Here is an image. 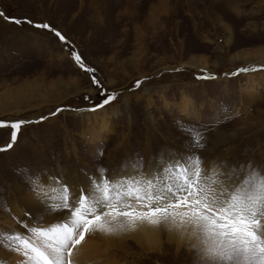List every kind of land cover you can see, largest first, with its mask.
<instances>
[{
	"label": "rangeland",
	"instance_id": "1",
	"mask_svg": "<svg viewBox=\"0 0 264 264\" xmlns=\"http://www.w3.org/2000/svg\"><path fill=\"white\" fill-rule=\"evenodd\" d=\"M0 12V122H26L0 152V264H27L9 233L70 219L45 198L54 183L88 189L100 170L125 178L134 163L151 177L166 158L189 156L207 176L231 174L217 176L230 189L264 174V0H0ZM190 129L201 147H190ZM10 133L0 128V148ZM99 233L71 263L198 264L208 247L203 233L149 248L132 238L107 247Z\"/></svg>",
	"mask_w": 264,
	"mask_h": 264
},
{
	"label": "snow or ice",
	"instance_id": "2",
	"mask_svg": "<svg viewBox=\"0 0 264 264\" xmlns=\"http://www.w3.org/2000/svg\"><path fill=\"white\" fill-rule=\"evenodd\" d=\"M3 16L0 12V17ZM5 18L17 25L33 23ZM34 27L50 28L47 24H35ZM55 35L62 41L65 39L59 32ZM72 55L81 68L93 71L85 68L78 54ZM250 70L241 68L240 72ZM93 83L99 82L93 80ZM139 86L138 81L136 87ZM114 99V94L108 95L97 107L102 108ZM24 123L0 122V128L11 129L10 142L0 148V152L13 147ZM189 137L190 147L202 146L198 130L190 129ZM133 167L139 176V165L134 163ZM218 175L232 179L231 174L223 172L213 171L212 177L203 174L202 160L198 156L194 159L189 156L187 162L178 157L166 158L165 163L157 164L153 176L147 179L125 177L113 181L100 170L97 177H90L89 188L81 189L76 199L63 184L58 189L60 195L54 199L50 192H45L52 200L51 209L66 210L70 214L69 220L43 228L32 227L27 238L19 233H9L10 244L25 257L27 264H71L73 250L82 244L86 235L97 230L111 234L134 228L136 221L148 219L157 224L180 216L196 225L207 238L208 247L204 249V258H198V264H264V174L258 180L250 177L234 191L224 181L213 178ZM30 182L34 190L39 191L38 178L30 177ZM120 218L123 222H119ZM111 222H117L116 227Z\"/></svg>",
	"mask_w": 264,
	"mask_h": 264
},
{
	"label": "bare ground",
	"instance_id": "3",
	"mask_svg": "<svg viewBox=\"0 0 264 264\" xmlns=\"http://www.w3.org/2000/svg\"><path fill=\"white\" fill-rule=\"evenodd\" d=\"M264 65V64H263ZM187 104L183 105L181 111L184 112V109L186 107ZM187 108V107H186ZM107 125L105 124H102L101 125V130L100 131H106L107 130ZM99 136V134H96L95 135V140L96 138ZM214 170V169H213ZM220 170V169H218ZM217 171V170H216ZM206 172V171H205ZM213 171H208V176H210V173H212ZM213 174V173H212ZM127 177H130V178H140V179H147V178H151L150 176H147V175H143V174H139V176L137 175V172H127L126 173ZM150 175V174H149ZM207 175V174H206ZM97 177V175L95 176ZM211 177V176H210ZM220 179H221V176L219 175ZM219 177H214V178H218ZM223 177V176H222ZM123 178V175H115L114 178H110L111 180L115 181L116 179H122ZM87 180V179H86ZM88 180H90V178H88ZM224 181V179H223ZM89 181H87V186L86 187H89ZM227 182V181H226ZM74 183V182H73ZM63 185H67L68 189H69V192H70V195L72 194V196L74 197V199L78 198L81 194V189H84L83 187L80 188H76L74 189V191L71 189V185H72V182H65V183H62ZM86 184V183H85ZM51 185V184H50ZM54 185V184H53ZM53 185H51L49 187V189H45L43 192L45 193L46 191L47 192H50L51 193V196L53 197V199L56 197V196H59L60 193H59V186L61 184H55V188H53ZM226 185V184H225ZM42 186V185H41ZM81 186V185H80ZM228 186V185H227ZM230 186V185H229ZM44 187V186H43ZM87 189V188H86ZM238 189L237 187H235L234 185L231 187L230 190H236ZM45 198H47L45 196ZM139 205H137V208L139 209ZM109 219V218H106V220ZM155 219H158L160 220L161 218L160 217H156ZM119 222H123L122 218L119 219ZM112 223V226L113 227H116V223L117 222H111ZM101 232V231H100ZM102 233V237H104V239L106 241H111L109 244H107V247H110L112 245H116L118 247H122L123 244H127L129 243V238L131 239H134V241L136 240L137 243L139 242L142 246H145L146 248H149L151 246H155L157 244H160V240L162 238V236H166L167 238H169L171 240L172 239H178V238H182V237H185L184 235L185 234H188L190 236H195V234L197 233H200L202 234V232H200L197 228L196 225L188 222L187 218H181L180 216H176L175 218H171V219H168V220H161L160 223H157V224H152L148 219H145L143 221H136L135 222V227L134 228H130V229H127V230H118L114 233H111V234H107V233H104V232H101ZM99 233V234H101ZM109 237V238H108ZM183 239V238H182ZM133 241V242H134ZM182 242V241H181ZM186 242V241H185ZM138 243V244H139ZM91 244V243H90ZM139 244V245H140ZM87 247H90V246H87ZM92 247V245H91ZM106 247V246H105ZM77 249L75 250L74 252V257L75 259L77 260L79 258V255L77 254L79 252L80 249H82L83 251H87L86 254L89 252H92V248L89 249V248H86V245L84 246V244H81L79 246L76 247ZM79 248V249H78ZM96 250V248H94ZM93 250V251H95ZM80 253V252H79ZM83 253V252H82ZM85 254V253H83ZM85 254V255H86ZM94 254H96V252H94ZM84 255V256H85ZM73 256V254H72ZM83 256V255H82ZM89 256V255H87ZM92 256V255H91ZM25 258V257H24ZM84 258V257H83ZM88 258V257H86ZM95 258V257H94ZM99 263H103V259L106 258L102 255H100L99 257ZM75 260V261H76ZM97 259H91L90 260H87L88 263L87 264H98V262L96 261ZM106 260V259H105ZM78 261V260H77ZM80 261V260H79ZM6 262V261H4ZM7 264V263H6ZM73 264V263H71ZM78 264V263H77Z\"/></svg>",
	"mask_w": 264,
	"mask_h": 264
}]
</instances>
